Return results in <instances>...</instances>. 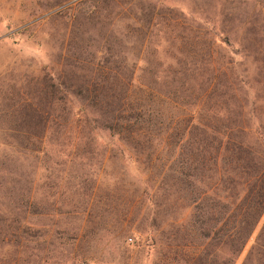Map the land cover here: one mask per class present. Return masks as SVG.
<instances>
[{
  "label": "rangeland",
  "instance_id": "374dc122",
  "mask_svg": "<svg viewBox=\"0 0 264 264\" xmlns=\"http://www.w3.org/2000/svg\"><path fill=\"white\" fill-rule=\"evenodd\" d=\"M223 37L245 60L215 47ZM205 57L241 63L237 100L264 129V0H0V264H212L199 232L215 230L240 186L206 164L189 194L177 190L173 140L102 129L96 89L101 75L126 77L134 95L147 83L161 125L167 96L204 121L200 79L184 73L205 72ZM263 224L264 211L232 264H264L245 261Z\"/></svg>",
  "mask_w": 264,
  "mask_h": 264
},
{
  "label": "trees",
  "instance_id": "16d2710c",
  "mask_svg": "<svg viewBox=\"0 0 264 264\" xmlns=\"http://www.w3.org/2000/svg\"><path fill=\"white\" fill-rule=\"evenodd\" d=\"M215 47L224 46L230 54L240 59L246 56L236 49L226 37L217 39ZM199 59L195 68L201 67L205 72L198 74H185L188 78L200 79L198 87L199 95L209 102V106L203 110L208 118L197 121V114L202 111H179V107H185L186 103L178 102L165 97L175 105H169L170 113L165 115L166 125H161L158 105L150 102V97L155 93L147 83H136L137 95H134L130 80L126 77L110 78L101 75V84L96 89L99 91V100H104L98 108V114L102 119L99 126L110 134L119 138L144 137L146 135L164 134L171 138L170 150L177 149L168 166L166 178L170 185H175L177 190L188 194L193 190V182L196 181L197 166L204 169L209 164L211 173L216 176L217 182L221 171L231 175L232 187L240 186V191L233 194V202L230 206L219 205L218 217L212 220L215 230L213 232L200 231L199 235L208 243L201 244L204 255L212 254V264H232L233 259L241 253L247 239L258 223L264 211V141L253 150L245 141L250 133L264 135V129L253 128L251 123L245 121V100L238 101L235 91L239 85H245L242 79L233 77V67L241 66V63L226 59L220 67L215 68L211 57ZM193 66V62L184 61ZM242 72H245L244 70ZM183 75V74H179ZM197 75V76H196ZM181 78L178 79L180 81ZM133 81V80H132ZM115 86V89L112 86ZM180 87V86H179ZM110 90L112 93H110ZM176 93V91H174ZM215 99V101L213 100ZM108 100V101H107ZM212 100V101H211ZM212 102V103H211ZM178 105V107H177ZM74 114V115H73ZM72 116H78L73 113ZM95 122V120H94ZM263 130V131H260ZM260 131V132H259ZM245 173L250 177L249 182L239 183L236 179ZM224 201L226 197H221ZM191 202H195L191 199ZM200 228L205 225L199 221ZM264 261V224L256 236L254 243L248 251L245 261Z\"/></svg>",
  "mask_w": 264,
  "mask_h": 264
}]
</instances>
